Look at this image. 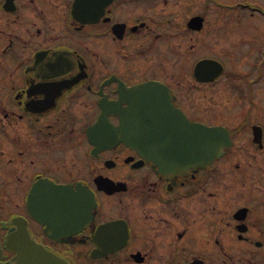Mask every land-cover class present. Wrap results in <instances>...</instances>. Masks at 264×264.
Wrapping results in <instances>:
<instances>
[{
	"label": "flooded vegetation",
	"instance_id": "flooded-vegetation-1",
	"mask_svg": "<svg viewBox=\"0 0 264 264\" xmlns=\"http://www.w3.org/2000/svg\"><path fill=\"white\" fill-rule=\"evenodd\" d=\"M187 122L230 145L159 167ZM26 228L69 264H264V0H0V264Z\"/></svg>",
	"mask_w": 264,
	"mask_h": 264
},
{
	"label": "water",
	"instance_id": "water-1",
	"mask_svg": "<svg viewBox=\"0 0 264 264\" xmlns=\"http://www.w3.org/2000/svg\"><path fill=\"white\" fill-rule=\"evenodd\" d=\"M212 61L203 60L195 68V77L201 79L204 70L212 66ZM215 70V67L212 66ZM209 68V69H208ZM187 130L182 134H173L174 144L169 149L150 150V158L169 160L172 164L181 162L182 167H199L209 164L215 157L221 155L222 150L230 144L226 131L222 128L204 127L200 124L186 123ZM165 161V162H166ZM170 167L173 165H161ZM178 166V165H177ZM28 209V200H27ZM17 256L12 264H68L66 261L49 253L44 247L33 242L28 232L24 231L23 240L16 248ZM10 264V263H7Z\"/></svg>",
	"mask_w": 264,
	"mask_h": 264
},
{
	"label": "rangeland",
	"instance_id": "rangeland-1",
	"mask_svg": "<svg viewBox=\"0 0 264 264\" xmlns=\"http://www.w3.org/2000/svg\"><path fill=\"white\" fill-rule=\"evenodd\" d=\"M223 40H224V41H223ZM223 40H222V42H221V43H222V45H224V44H225V41H226V39H223ZM209 41H210V40H209ZM241 41H242V40H241ZM213 42H215V43H216V42H217V40H216V39H214V40H213ZM244 44H245V45H244V47H243V48H244V49H248L249 45H248L247 43H244Z\"/></svg>",
	"mask_w": 264,
	"mask_h": 264
}]
</instances>
